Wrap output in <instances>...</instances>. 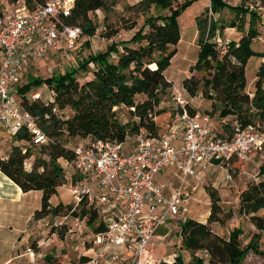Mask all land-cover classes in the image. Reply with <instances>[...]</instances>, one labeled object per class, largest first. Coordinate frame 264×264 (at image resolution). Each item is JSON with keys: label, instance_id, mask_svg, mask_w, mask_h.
I'll return each mask as SVG.
<instances>
[{"label": "trees", "instance_id": "1", "mask_svg": "<svg viewBox=\"0 0 264 264\" xmlns=\"http://www.w3.org/2000/svg\"><path fill=\"white\" fill-rule=\"evenodd\" d=\"M46 1L20 0L21 4L17 7L33 11ZM116 1L73 0L70 14L65 19L69 24L80 26L81 37L85 38L97 33L98 22L92 15L96 10L105 13L102 20L105 28L99 31L102 38H113L120 30H133L128 38L112 40L103 49L88 53L79 65L82 72H90L87 80L81 82L78 79L76 74L80 70L77 69L46 77L30 74L26 65L19 69L21 82L14 90L16 103L35 116L47 139L34 143L32 134L21 127L11 134L15 143L10 152L6 157L0 156V171L23 192H42L40 208L34 211L33 218L38 220L46 216L71 214L73 218L81 219L87 227V248L92 244L93 234L106 224L103 215L86 197L71 205L62 202L51 205L49 201L57 192V187L64 184L65 177L69 176L71 184L80 178L71 168L75 146L82 139L123 142L140 130L148 136L160 137L175 117L173 104L170 107H160L159 104L162 95L167 94V89L172 86L164 70L177 51L175 46L180 38L177 12L183 3L175 0H138L125 4L123 13L107 23L106 14L112 11ZM260 1L264 6V0ZM225 7L233 10L229 25L241 23L249 14L250 27L238 40L227 41L222 52L211 40L216 36V26L207 27V15L198 17L197 58L190 66L191 74L182 79V87L190 97L205 94L210 99L208 106L211 110L202 106V113L197 112L196 106L185 100L184 108L179 111L199 113L208 118H212L209 113L213 110L218 112L219 124L207 126L213 135L229 138L233 134V122L241 126L252 124L264 131V62L258 66L253 92H247L245 65L256 53L250 42L258 34L254 25L260 14L243 6H232L225 0H210L209 19ZM3 12L0 10V13ZM139 16L142 24L137 25L132 18ZM193 71L201 72L202 77L197 78ZM43 82L53 93L52 98L31 97L30 91ZM75 137L81 140L73 143ZM35 146L39 148L31 168L25 169L24 160L32 154L31 148ZM235 161L241 162L235 159L231 163ZM211 163L227 165L219 161ZM260 173H264V167H261ZM206 191L210 198L206 222L192 218L179 222L180 246L191 253L187 264H206L204 258L196 254L201 250L206 252L211 264H243L250 251L262 253L259 246L264 235V180L260 178L249 183L238 195V212L248 216L254 227L246 242L241 239L243 229L239 226H234L226 237L211 229L209 223L219 221L220 197L214 188H206ZM89 258L90 254L82 255L79 261L70 264H80ZM179 262L182 263L180 258L175 257L173 264Z\"/></svg>", "mask_w": 264, "mask_h": 264}, {"label": "built area", "instance_id": "2", "mask_svg": "<svg viewBox=\"0 0 264 264\" xmlns=\"http://www.w3.org/2000/svg\"><path fill=\"white\" fill-rule=\"evenodd\" d=\"M72 4L73 0H47L33 11L22 6L0 13V126L11 134L25 127L34 143L47 137L35 116L20 108L12 93L21 82L20 68H28L60 47L75 51L82 30L65 21ZM30 95L41 97L38 92ZM184 105L181 94L173 97L175 117L160 137L140 130L123 142L82 139L75 146L71 168L80 178L71 184L70 193L75 204L86 197L106 221L92 236L90 258L80 264H103L111 246L124 249L119 264H151L145 257L151 238L168 218L178 217L185 197L182 183L165 192L155 181L156 175L172 166L182 182L186 176L200 181L203 163L247 161L251 151L264 146V131L256 126L233 122L231 137L213 135L207 126L209 118L179 111ZM111 197L124 202L122 210L110 213Z\"/></svg>", "mask_w": 264, "mask_h": 264}, {"label": "rangeland", "instance_id": "3", "mask_svg": "<svg viewBox=\"0 0 264 264\" xmlns=\"http://www.w3.org/2000/svg\"><path fill=\"white\" fill-rule=\"evenodd\" d=\"M175 1L183 3V7L177 12L180 38L175 46L177 51L164 70V75L171 81L172 86L167 89V94L162 95V101L159 105L160 107H170L173 104V94H181L191 106H196L194 108L197 109V112L202 113L200 108L204 106L211 110V107L208 106L210 99L205 94L190 97L182 87V79L191 74L190 66L194 64L197 58V19L207 15V27L208 25L211 28L214 27L213 25L216 26V36L211 40L215 41L218 49L223 52L227 41L238 40L244 32L248 31L250 27L249 14L241 23L229 25L233 19V10H229L227 7L219 13H213L209 19L211 15L210 0ZM225 1L232 6H243L247 10H253L260 14L254 25L258 34L250 42L251 48L256 53L247 60L245 65L246 91L252 93L258 66L264 62V6H261L260 0ZM19 4H21L20 0L14 2L0 0V10L12 11ZM125 4H128L127 0L116 1L112 11L106 14L107 23L112 22L116 16L123 13L122 7ZM92 15L98 22V30L94 36L91 38L81 37L72 53L65 47H60L49 53L38 62L30 64L29 73L46 77L52 73L64 72L65 70L77 69L79 71V65L82 64L88 53L103 49L112 40L128 38L133 31L120 30L113 38H102L99 31L105 28V23L102 22L105 13L102 10H96ZM134 19L137 25L142 24L141 16L132 18V20ZM193 74L197 78L202 77L201 72L193 71ZM76 76L83 82L90 76V72L80 70ZM34 92L40 93L41 98L45 100L49 99L50 89L44 82L30 91V94ZM12 94L16 101V93L13 92ZM213 113L214 110L209 114L218 121L220 119L217 116L218 112ZM80 140L79 137H75L72 142L76 143ZM13 143L15 142L11 138L10 131L0 126L1 157H6ZM38 148V146L31 148L32 154L24 160L25 169L31 168ZM60 162L63 163L62 159ZM261 167H264V146L250 152V158L247 161H235V163L228 165L203 163L199 171L203 173L204 177L200 181L193 176H186L182 182L180 172L174 168H165L161 171L158 181L160 185L163 184V186L161 185L163 189L177 188L182 183V191L185 197L181 202V211L178 217L184 220L192 218L206 222L210 209V198L206 188L216 189L220 197V210L217 213L219 221L210 222L209 226L215 233L223 237H226L234 226H239L243 229L241 239L246 242L254 228H252L248 216L238 212V195L249 183L259 180L257 178L264 180V173H260ZM227 174L229 178H225ZM70 189V178L67 176L64 178V184L59 185L57 192L50 197L51 205L60 202L71 205L74 198ZM41 195L40 190H30L23 192L18 198L10 199V201L0 200V264L8 258L12 261L10 264H70L76 263L82 255L87 254V227L84 226L81 219L73 218L71 214H60L55 217L46 216L38 220L33 218L34 211L40 208ZM181 220L175 219L176 227L166 236L156 240V243L149 247V251L145 250L146 256L149 254L148 258L154 264L160 262L173 264L175 257L180 258L182 261V263L179 262L180 264H187L191 253L180 246L179 222ZM80 225L85 227V230H78ZM155 234H159V229L156 230ZM259 248L264 251V235L261 238ZM263 251L262 253L250 251L243 264H264ZM196 254L202 256L206 264H211L205 251H197ZM48 256L49 258H47Z\"/></svg>", "mask_w": 264, "mask_h": 264}, {"label": "crops", "instance_id": "4", "mask_svg": "<svg viewBox=\"0 0 264 264\" xmlns=\"http://www.w3.org/2000/svg\"><path fill=\"white\" fill-rule=\"evenodd\" d=\"M137 1L138 0H127L128 3H135ZM207 124L218 125L219 123L215 119L209 118V121L207 122ZM165 168L166 169L174 168L175 170H177L175 167L167 166V167H164L161 171L165 170ZM160 172L155 177V181L159 185H160V183L158 181V176H159ZM257 179H260V178H257ZM256 181H258V180H256ZM161 185L163 186V184H161ZM173 189H175V188H173V187L164 188V191L170 192ZM22 193H23V191L20 189V187L0 171V200L10 201V199L18 198L19 196L22 195ZM109 207L111 210L110 213H116V212L123 209L124 202L119 198L111 197ZM175 219H180V218L179 217L178 218L177 217H170L166 220V222L163 225H161L158 228L159 234L153 235V237L151 238L152 241L150 240L149 247L153 246L156 243V240L166 236L173 228L176 227ZM252 228H254V227H252ZM160 243L162 244V242H160ZM149 247L147 249L148 251L150 250ZM87 254H92V247L87 248ZM148 255L149 254H147V256H146V254H145V257L150 261L151 264H154L153 261L148 258ZM123 257H124V249L122 247L111 246L109 248V258L103 264H119L120 261L123 259ZM11 262L12 261H10V259L8 258V259L4 260L1 264H10ZM19 264H21V263H19Z\"/></svg>", "mask_w": 264, "mask_h": 264}]
</instances>
